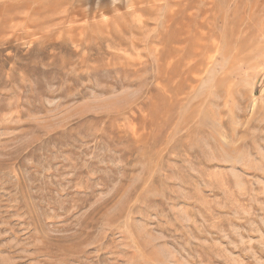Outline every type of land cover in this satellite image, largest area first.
<instances>
[{"label": "rangeland", "instance_id": "rangeland-1", "mask_svg": "<svg viewBox=\"0 0 264 264\" xmlns=\"http://www.w3.org/2000/svg\"><path fill=\"white\" fill-rule=\"evenodd\" d=\"M0 264H264V0H0Z\"/></svg>", "mask_w": 264, "mask_h": 264}, {"label": "bare ground", "instance_id": "bare-ground-1", "mask_svg": "<svg viewBox=\"0 0 264 264\" xmlns=\"http://www.w3.org/2000/svg\"><path fill=\"white\" fill-rule=\"evenodd\" d=\"M179 7H182V6H179ZM179 9V8H178ZM207 10V9H206ZM172 15V14H171ZM185 17V16H184ZM177 18V17H176ZM174 19V18H173ZM203 25H205V24H203ZM212 25V24H211ZM187 26V25H186ZM178 27V26H177ZM203 27V26H202ZM171 28V27H170ZM176 28V27H175ZM189 28V27H188ZM203 29V28H202ZM179 30V29H178ZM183 30V29H182ZM205 31V30H204ZM190 33V32H189ZM197 33V32H196ZM195 33V34H196ZM178 34V33H177ZM194 34V35H195ZM182 36V35H181ZM190 36V35H189ZM193 36V35H192ZM176 37V36H175ZM202 37H204V36H202ZM207 38V37H206ZM191 39H193V38H191ZM189 40V39H188ZM194 42H196V41H194ZM208 43V42H207ZM190 44V43H189ZM201 44V43H200ZM205 44V43H204ZM185 45V44H184ZM188 45V44H187ZM183 46V45H182ZM189 46V45H188ZM191 46V45H190ZM195 46V45H194ZM203 47V46H202ZM181 48V47H180ZM184 48V47H183ZM197 48V47H196ZM185 50V49H184ZM190 50V49H189ZM193 52V51H192ZM176 53V52H175ZM199 54V53H198ZM197 54V55H198ZM176 55H178V54H176ZM191 55V54H190ZM207 56V55H206ZM184 57V56H183ZM186 57V56H185ZM187 60V59H186ZM183 62V61H182ZM186 63H187V61H186ZM207 63V62H206ZM189 64V63H188ZM191 67V66H190ZM200 69V68H199ZM196 70V69H195ZM193 71V70H192ZM194 72V71H193ZM202 73V72H201ZM187 74V73H186ZM192 75V74H191Z\"/></svg>", "mask_w": 264, "mask_h": 264}]
</instances>
